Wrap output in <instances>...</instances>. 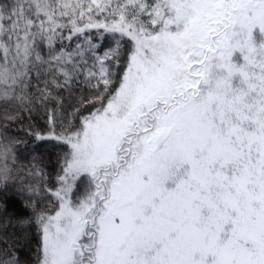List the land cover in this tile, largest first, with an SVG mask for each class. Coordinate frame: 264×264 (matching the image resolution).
Masks as SVG:
<instances>
[{"label":"snow or ice","instance_id":"1","mask_svg":"<svg viewBox=\"0 0 264 264\" xmlns=\"http://www.w3.org/2000/svg\"><path fill=\"white\" fill-rule=\"evenodd\" d=\"M0 110V264H264V0H0Z\"/></svg>","mask_w":264,"mask_h":264},{"label":"trees","instance_id":"2","mask_svg":"<svg viewBox=\"0 0 264 264\" xmlns=\"http://www.w3.org/2000/svg\"><path fill=\"white\" fill-rule=\"evenodd\" d=\"M21 119L23 120V123L12 124L7 134L11 138L14 134L18 133L19 139L25 141L29 146V148L25 149L23 144L20 145L21 158L16 164V170L19 172V176L23 177L26 176L28 167L32 160V156L34 155V153L31 152V146L35 143L34 138L31 136H26L24 130L28 129L30 123L43 125L44 121L41 118L40 114L36 112L32 113L31 119L28 118V113L25 112L23 113ZM5 127H0V133H5ZM41 152H43V149H41ZM52 159L54 160V157ZM44 165H47L49 170L53 166L52 163L49 162L46 153L43 154V164H41L40 166L43 167ZM5 204L7 207V214L23 216L28 212V209L24 207L23 202L21 201L20 197L17 195H11L10 198H8L5 201Z\"/></svg>","mask_w":264,"mask_h":264}]
</instances>
